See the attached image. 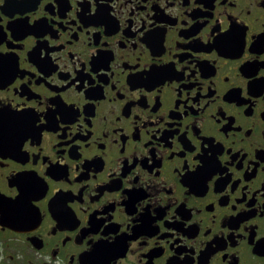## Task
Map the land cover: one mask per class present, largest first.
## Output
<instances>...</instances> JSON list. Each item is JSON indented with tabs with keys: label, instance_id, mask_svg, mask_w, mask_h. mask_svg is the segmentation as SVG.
Segmentation results:
<instances>
[{
	"label": "flooded vegetation",
	"instance_id": "1",
	"mask_svg": "<svg viewBox=\"0 0 264 264\" xmlns=\"http://www.w3.org/2000/svg\"><path fill=\"white\" fill-rule=\"evenodd\" d=\"M0 264H264V0H0Z\"/></svg>",
	"mask_w": 264,
	"mask_h": 264
}]
</instances>
